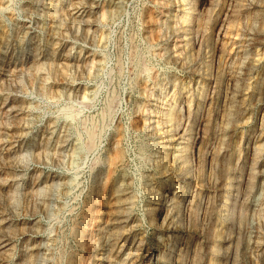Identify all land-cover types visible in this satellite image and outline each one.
Here are the masks:
<instances>
[{"label": "rangeland", "instance_id": "obj_1", "mask_svg": "<svg viewBox=\"0 0 264 264\" xmlns=\"http://www.w3.org/2000/svg\"><path fill=\"white\" fill-rule=\"evenodd\" d=\"M2 1L0 264H264V0Z\"/></svg>", "mask_w": 264, "mask_h": 264}, {"label": "bare ground", "instance_id": "obj_2", "mask_svg": "<svg viewBox=\"0 0 264 264\" xmlns=\"http://www.w3.org/2000/svg\"><path fill=\"white\" fill-rule=\"evenodd\" d=\"M2 1V0H1ZM3 2V1H2ZM1 2V3H2ZM5 2V1H4ZM3 7H4V5H3ZM1 8V7H0ZM221 10V9H220ZM259 13V12H258ZM263 13V12H262ZM260 14V13H259ZM260 15H262V14H260ZM185 17V16H184ZM258 17V16H257ZM261 17V16H260ZM262 20V19H261ZM261 20H260V22H261ZM263 22V21H262ZM262 32V31H261ZM264 33V32H263ZM262 39V38H261ZM259 40V39H258ZM261 41V40H260ZM256 46V45H255ZM257 56H258V54H257ZM250 65H251V63H250ZM253 65V64H252ZM143 68V67H142ZM246 69V68H245ZM248 70V69H247ZM252 70V69H251ZM254 71V70H253ZM245 72V71H244ZM244 75H245V73H244ZM252 76V75H251ZM175 85H176V83H175ZM172 114V113H171ZM168 117H169V115H168ZM171 119V118H170ZM145 123V122H144ZM172 126V125H171ZM67 127V126H66ZM122 129V128H121ZM122 131V130H121ZM123 133V132H122ZM120 134V133H119ZM121 135V134H120ZM122 136V135H121ZM93 137V136H92ZM120 138V137H119ZM120 140H122V139H120ZM117 147H119L118 145H117ZM77 148V147H76ZM117 149V148H116ZM119 149V148H118ZM121 149V148H120ZM122 151V150H121ZM115 152V151H114ZM114 152H113V154L112 155H115L114 154ZM120 152V151H119ZM116 153V152H115ZM123 154H125L124 152H123ZM111 155V156H112ZM116 158V157H115ZM112 159H113V157H112ZM116 160V159H115ZM123 160V159H122ZM125 160V159H124ZM117 162V161H116ZM124 162V161H123ZM174 162V161H173ZM111 163V162H110ZM112 164V163H111ZM117 164H118V162H117ZM122 164V163H121ZM163 164V163H162ZM158 165V164H157ZM164 165V164H163ZM108 166H110V165H108ZM161 166V165H160ZM111 167V166H110ZM123 167V166H122ZM157 167V166H156ZM162 167V166H161ZM113 168V167H112ZM120 168V167H119ZM163 168V167H162ZM170 168V167H169ZM124 170H125V168H123ZM115 170H117V169H115ZM165 170H167L166 169V167H165ZM114 171V170H113ZM126 171V170H125ZM162 171V170H161ZM170 171V170H169ZM124 172V171H123ZM112 173V172H111ZM116 173V172H115ZM166 173V172H165ZM163 174V173H162ZM108 175V174H107ZM114 175V174H113ZM126 175V174H125ZM117 176V175H116ZM116 176H114V177H116ZM162 176V175H161ZM109 177H111V179H112V176H110V174H109ZM109 177H107V178H109ZM121 177V176H120ZM127 179V178H126ZM114 180H116V179H114ZM113 180V181H114ZM120 180H122V179H120ZM123 180H125V179H123ZM105 181V180H104ZM107 181H108V179L106 180V183H107ZM112 181V182H113ZM129 181V180H128ZM132 181V180H131ZM105 183V182H104ZM121 183V182H120ZM129 183H132V182H129ZM126 184H128V183H126ZM125 184V185H126ZM134 184V183H133ZM105 185V184H104ZM119 185V184H118ZM129 185V184H128ZM95 186V185H94ZM119 187V186H118ZM99 188V187H98ZM124 188V187H123ZM119 189V188H118ZM120 189H122V187L120 188ZM125 189V188H124ZM95 190V189H94ZM123 190V189H122ZM103 191V190H102ZM105 191H106V189H105ZM102 194L104 193V192H101ZM126 193V192H125ZM124 192H123V194H125ZM107 194V193H106ZM121 194V193H120ZM120 194H118V195H120ZM115 195V194H114ZM122 195V194H121ZM105 196V195H104ZM111 198V197H110ZM108 237V236H107ZM107 242H108V240H107Z\"/></svg>", "mask_w": 264, "mask_h": 264}]
</instances>
